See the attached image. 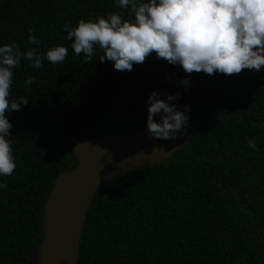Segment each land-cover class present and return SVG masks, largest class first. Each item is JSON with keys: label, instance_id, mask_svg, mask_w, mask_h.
<instances>
[{"label": "trees", "instance_id": "16d2710c", "mask_svg": "<svg viewBox=\"0 0 264 264\" xmlns=\"http://www.w3.org/2000/svg\"><path fill=\"white\" fill-rule=\"evenodd\" d=\"M117 11L131 19L115 0H0V45L41 55L68 48L62 63L37 70L22 58L13 69L10 98L28 103L8 115L16 168L0 177V264H39L44 205L57 176L77 164L73 143L143 130L153 91L180 93L170 103L189 107L194 131L167 160L100 184L77 264H264V66L187 74L153 52L118 71L98 47L91 61L75 55L64 25ZM29 28L39 46L28 43Z\"/></svg>", "mask_w": 264, "mask_h": 264}, {"label": "clouds", "instance_id": "9594fccd", "mask_svg": "<svg viewBox=\"0 0 264 264\" xmlns=\"http://www.w3.org/2000/svg\"><path fill=\"white\" fill-rule=\"evenodd\" d=\"M120 9H129L131 19L121 11L109 12L93 19H79L75 27L64 25L75 55L83 54L91 61L98 47L99 60L113 62L118 71H131L155 53L156 59L179 65L187 74H238L243 69L260 71L264 66V0H115ZM28 43L39 46L41 41L28 29ZM68 48L56 45L41 55L37 47L21 51L19 45H0V177L11 176L16 168L8 115L19 111L28 100L10 98L13 69L22 58L39 70L44 61L62 63ZM32 84L33 78H25ZM190 86L187 78L179 81ZM153 91L147 98V135L151 138L176 139L186 131L190 110H178L171 101L180 93L163 94ZM158 116L159 120H155ZM248 147L258 150L254 139ZM163 150V149H162ZM7 184L0 182V189Z\"/></svg>", "mask_w": 264, "mask_h": 264}, {"label": "water", "instance_id": "95a60500", "mask_svg": "<svg viewBox=\"0 0 264 264\" xmlns=\"http://www.w3.org/2000/svg\"><path fill=\"white\" fill-rule=\"evenodd\" d=\"M194 127L172 140L151 138L147 127L129 135L107 134L73 143L74 168L61 172L44 205L39 264H77L82 227L93 196L107 178L170 158ZM163 149V150H162Z\"/></svg>", "mask_w": 264, "mask_h": 264}]
</instances>
